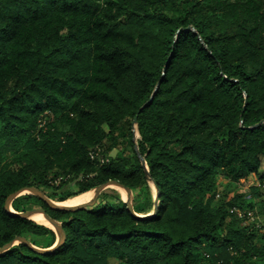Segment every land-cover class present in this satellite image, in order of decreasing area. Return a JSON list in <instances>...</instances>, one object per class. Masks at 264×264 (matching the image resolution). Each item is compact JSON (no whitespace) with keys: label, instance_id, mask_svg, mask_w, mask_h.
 <instances>
[{"label":"trees","instance_id":"trees-1","mask_svg":"<svg viewBox=\"0 0 264 264\" xmlns=\"http://www.w3.org/2000/svg\"><path fill=\"white\" fill-rule=\"evenodd\" d=\"M262 166L264 0H0V264H249L262 228L233 210L253 204L217 183L262 185ZM109 182L141 218L120 200L5 210ZM31 205L62 227L53 252L15 241H57L15 215Z\"/></svg>","mask_w":264,"mask_h":264},{"label":"rangeland","instance_id":"rangeland-1","mask_svg":"<svg viewBox=\"0 0 264 264\" xmlns=\"http://www.w3.org/2000/svg\"><path fill=\"white\" fill-rule=\"evenodd\" d=\"M136 137H137V135L135 134V138ZM129 150H130L129 147H127V146L126 147L125 146H119L118 148L114 149L110 153V157L113 158V157H116L119 155H123L126 152H128ZM260 173H264V166L261 167ZM250 178H252V180H249L250 182H248V181L243 182L242 180H239L237 182H231L229 179L220 178L218 180V183H217L218 192L220 194H222V193L228 194V196H230V197H233L235 195H239L241 200H244L246 202H252L254 208L251 209V211L255 210L259 214V217H260L261 209H260L259 204H260L262 199L264 200V195H263L264 193L262 194L263 195L262 197L259 196V194H261L260 191H257L255 193L254 190L258 188V184H259L258 177L251 176ZM153 192H155V191L153 190ZM90 194H91V199H90V202H91L94 198V191L91 190ZM256 194H257V196H255ZM26 195H31V194L29 192H23L20 195H18L15 199H17L21 196H26ZM44 196L50 201V203L55 204L57 206H59V204H61V203L67 202L68 200L72 199V198L68 199L64 202H56L55 200L51 199L50 195L44 194ZM97 200L98 201L100 200L102 202H116L117 200H120L126 204H129L130 201H131V203L133 202V194L131 193V200H130V197L128 196L127 192H125L124 190H122L116 186L108 185L99 194ZM145 201L146 200L144 199L142 201V204L145 203ZM33 209H40V208L33 206V205L26 208L27 211L33 210ZM9 210H10V212H13V209L11 208V203L9 204ZM245 211H250V210L247 209ZM245 211H243V212H245ZM147 216H149V215H147ZM147 216H143V217H147ZM30 220H31V217H30ZM226 222L229 224V226H231L233 220H232V218H227ZM242 224L244 225L243 222H242ZM44 226L49 228L48 224L44 225ZM244 226H246V227L253 226L254 228H257V229L262 228V230L260 232H258V236L256 235V239H257L256 244L259 247L264 246V217L259 218L255 225L251 224V223H245ZM107 264H121V263L116 259H109L107 261ZM249 264H264V257H261L258 259H253L252 261L249 262Z\"/></svg>","mask_w":264,"mask_h":264},{"label":"water","instance_id":"water-1","mask_svg":"<svg viewBox=\"0 0 264 264\" xmlns=\"http://www.w3.org/2000/svg\"><path fill=\"white\" fill-rule=\"evenodd\" d=\"M158 86H156L155 89H157ZM152 100V97L150 98V100L148 101V103ZM147 103V104H148ZM145 104V105H147ZM144 105V106H145ZM141 163H142V167L144 169V172L145 174L147 175L148 172H147V169L145 167V163H144V160L141 159ZM148 176V175H147ZM108 185H112V186H116L122 190H124L125 192H127L128 196L130 197V200H131V191L122 187L121 185H119L118 183L116 182H109L105 185H102V186H99L97 187L96 189H94L95 191V197L94 199L88 203V204H84V205H79V206H75V207H72V208H62V207H59L55 204H52L50 203V201L44 196V194L42 192H40L39 190L35 189V188H28V189H23L11 196H9L6 200V203H5V210L10 212L9 210V204L18 196L20 195L21 193L23 192H29L31 195L39 198L41 201H43L49 209L51 210H54V211H77V210H80V209H85V208H91L93 207L96 202H97V199H98V196L99 194L103 191V189L108 186ZM126 204V203H125ZM127 205V209L130 213H132V203L130 201L129 204H126ZM156 210V207H154V211ZM12 213V212H11ZM36 214H40L42 215V217L44 218V220L48 223L49 225V228L52 229L54 231V233L56 234L57 236V241L55 243V245L48 249V250H40V249H37V248H34L32 247L28 242H26L24 239L22 238H17L15 241L17 243H23L25 244L26 246H28L29 248H31L33 251L39 253V254H47V253H50V252H53L54 250H56L57 248H59L65 241V235L62 231V227L60 225V223L54 221L53 219H51L44 210L42 209H33V210H29V211H26L24 213H18V214H15L19 217H22V218H25V219H28L30 220V217L36 215ZM133 216L135 217H138L137 215H135L134 213H132ZM138 218H141V217H138ZM32 221V220H31ZM14 245V243H10V244H7L5 246H3L2 248H0V255L3 254L4 252H6L9 248H11L12 246Z\"/></svg>","mask_w":264,"mask_h":264},{"label":"bare ground","instance_id":"bare-ground-1","mask_svg":"<svg viewBox=\"0 0 264 264\" xmlns=\"http://www.w3.org/2000/svg\"><path fill=\"white\" fill-rule=\"evenodd\" d=\"M94 191V190H93ZM94 197H95V191H94ZM91 194L90 191L84 194H81L77 197L72 198L71 200H68L67 202L59 204V207L62 208H72L74 206L84 205L90 203ZM94 199V198H93ZM31 220L39 225H47L48 223L44 220L42 215L36 214L31 217Z\"/></svg>","mask_w":264,"mask_h":264},{"label":"built area","instance_id":"built-area-1","mask_svg":"<svg viewBox=\"0 0 264 264\" xmlns=\"http://www.w3.org/2000/svg\"><path fill=\"white\" fill-rule=\"evenodd\" d=\"M249 180H252V178L248 177L246 179H242L243 182H250ZM258 187L264 191V183H262V185L258 184ZM233 212L242 220L244 225L245 223H251L255 225L258 219L262 217L261 215L259 217V214L255 210L245 211L242 213L238 209H234Z\"/></svg>","mask_w":264,"mask_h":264}]
</instances>
